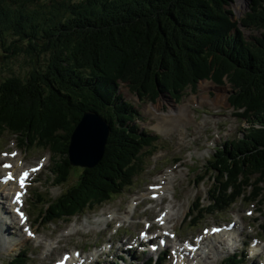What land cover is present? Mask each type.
I'll return each mask as SVG.
<instances>
[{
    "label": "trees",
    "instance_id": "trees-1",
    "mask_svg": "<svg viewBox=\"0 0 264 264\" xmlns=\"http://www.w3.org/2000/svg\"><path fill=\"white\" fill-rule=\"evenodd\" d=\"M232 1L0 0L5 49L16 54L23 51L19 41L27 40L35 57L49 55L25 78L0 81V136L8 133L20 145L58 155L55 184L66 183L72 169L81 174L59 197L39 195L45 201L40 218L51 223L82 214L131 187L144 170L143 152L160 138L140 129L141 114L124 98L122 83L155 102L162 93L179 100L200 80H227L235 116L249 127L208 159V171L215 173L209 204L195 207L194 222L230 208L251 188L248 202L264 196V0H252L240 19L245 29L261 30L251 40L232 20L233 10L226 7ZM10 37L15 38L9 43ZM88 110L103 115L112 131L95 167L73 168L70 137ZM21 261L20 256L8 264Z\"/></svg>",
    "mask_w": 264,
    "mask_h": 264
},
{
    "label": "rangeland",
    "instance_id": "rangeland-1",
    "mask_svg": "<svg viewBox=\"0 0 264 264\" xmlns=\"http://www.w3.org/2000/svg\"><path fill=\"white\" fill-rule=\"evenodd\" d=\"M245 2L246 8L240 14L236 9L237 0L226 6L233 10L232 20L241 19L250 12L252 0H245ZM260 32L261 30L246 29L245 35L248 40H251L254 36H259ZM13 38L15 37H10L8 42L10 43ZM18 44L23 51L17 53L16 49V54H13L12 51L6 50L0 42V81L15 75L25 78L27 71L36 67L38 63H46L49 58L47 54L35 57L33 55L35 53L28 48L27 40L19 41ZM120 90L124 98L130 101L141 114V119L137 121L140 129L151 135H158L160 139L155 143V148H146L143 152L144 170L135 177L131 187H127L122 193L114 195L103 204L86 208L82 214L75 215L69 220L57 219L46 223L45 220L38 219L40 211L45 206V201L43 203L39 201V195L42 200L59 197L79 181L80 170L72 169L68 181L63 185L55 184L56 176L53 169H55L54 162L60 160L58 155L55 156L49 148H41L35 144L20 145L21 141L8 133L0 136V157L16 153V159L22 163L23 167H18L17 174L22 168L31 166L39 170L36 173L30 172L26 187L25 208L30 215L35 235L34 237L29 236L25 229H22L23 233H21V228H17L18 220L5 218L6 222H9L10 230L16 234L11 237V244L6 248H0V264H8L12 259L20 256L22 260L20 264H55L62 259L64 254L74 253L76 250H80L84 256L95 249L105 248L107 250L112 246V241L115 244L111 254H108L110 255L108 259H111L108 261L109 264H115V260L117 264H145L150 259L151 264H159L161 257L163 258L161 264H181L173 257L174 246L179 244L186 247L187 241L197 243L195 238L204 234L202 230L204 226H208L210 230L214 225H224L230 222H238L240 226V231L237 233V237H240L237 253L240 256L230 259V256L234 257L236 249L222 253L214 251L210 254V259L202 261L199 257H195L193 260L195 263L192 264H225L232 261L234 264H252V262L263 264L264 254H260L258 258L252 254V248L257 237L264 240L262 230L264 196L257 198L254 204L248 205L247 197L253 193L251 192L253 188L247 191V197H240L239 201L230 208L203 216L196 223L193 219L199 212L195 208L198 204L203 206L209 204V191L214 180L212 176L215 173L209 172L207 166L209 165L208 159L215 151L214 148L220 147L227 140L242 136L244 129L249 127L246 121L234 115L235 110L230 102L216 105L218 92L226 93L228 100L230 99L233 92L232 85L227 80L221 85L215 84L212 80H200L195 88L189 86L179 100L164 94L155 102L140 97L130 89L127 83H122ZM155 106H158L156 112L149 110ZM178 106L188 108L187 114L191 119L187 123L182 122L180 125ZM165 124L175 127L165 130ZM161 125L165 126L162 130L158 128ZM72 167L83 169L80 166ZM4 173L0 171V175ZM204 174H207V177L203 182L198 183L197 181ZM155 183H162L168 189L164 193V198L153 199L149 194L150 186ZM7 197L1 200L11 210L7 204L10 198ZM130 203H133L130 218H118L114 215L115 211L122 215L130 207ZM167 208L171 209L170 214L175 212L179 214L172 215L168 223L169 232H176L177 239L175 242L172 241L171 247H166L165 257L163 250H159L150 257L137 256L133 252L124 251L125 247L127 250L134 248L131 243L139 240L140 232H153V227L159 225V218L167 211ZM192 211H194L193 215L189 216ZM248 211L252 213L248 214ZM85 217L89 222L88 228L82 224ZM100 217L107 220L108 225L96 226L95 221ZM160 229L163 231V227ZM220 238L222 242H228V239ZM37 240H42V242ZM121 240L127 243L125 246L122 245L123 249H118L117 246ZM48 243L54 246L52 252L46 250ZM217 246L221 248L219 244ZM199 252L201 253L202 250ZM105 258V256L100 257L98 264H105Z\"/></svg>",
    "mask_w": 264,
    "mask_h": 264
},
{
    "label": "bare ground",
    "instance_id": "bare-ground-1",
    "mask_svg": "<svg viewBox=\"0 0 264 264\" xmlns=\"http://www.w3.org/2000/svg\"><path fill=\"white\" fill-rule=\"evenodd\" d=\"M245 8H246L245 0H237L236 9L238 10V13L240 14L242 12V10L243 11L245 10ZM218 93H219V96L216 97V105L222 104V103L224 104V102H228V97H227L226 93H223V92H218ZM203 98L208 99L207 97H203ZM149 110H151L152 112H156L158 110V106H155ZM189 110H190V108H189ZM172 112H174V111H172ZM187 112H188V108L186 106L185 107L184 106L183 107L178 106V114L180 113V116H179L180 125L182 122L187 123L188 121H190L191 117L189 118ZM165 125H166L165 130H170L171 129L170 127H173V128L175 127L174 125H171V124H165ZM164 127L165 126L161 125L158 128L162 130V128H164ZM16 158L17 157H13V156L0 157V171H5V173L7 175L8 174L13 175V174L17 173L18 167H23V166L20 165L21 163H19L18 159H16ZM9 163L12 164V165H10V167H7V168L4 167V165H8ZM26 171L30 172L32 170L23 169L20 172H26ZM20 174L17 178H15V176L13 175L12 180H9L6 177H3V176H5V174L0 175V248H2V249L6 248V246L11 244V237L14 234H16L15 232L13 233V231L10 230V226H9L8 222H6L5 218H9V219L14 220V221L20 220L22 225H24L27 221L30 220L28 215H27V212H26L24 205L22 203H20V202H24V198H25L24 197L25 189L22 188V186H20V184H19V179L21 178ZM166 180H168V179H166ZM150 188H151V192L149 194L151 196H153L152 198H159V197L164 198L165 197L164 193H166L168 191V189L165 186H163L162 183H160V184L155 183ZM9 194H10V196H9ZM19 194H20V196L18 197V199L20 198L21 201L20 200L14 201V196L19 195ZM7 195L11 201V203L8 202L7 204L8 205L12 204V206H14L12 208V210H10L8 208V206H6V203H4V201L1 200L2 198H6ZM132 204L130 203V207L128 209H126L122 215H120L117 211L114 212V215L118 218H124V219L130 218V216H132V212H133L132 211L133 210ZM170 211H171V209L167 208L166 213H164L161 216V218L159 219L160 226H162L163 230H165V231H163L164 233L167 230H169V228H170L168 226V223H170L172 215H174L175 213L179 214L178 212L170 214ZM14 212H15V214H14ZM20 212L24 213V215H22L23 218L21 217ZM87 220L88 219L85 217L82 220V224L84 227L88 228L89 222ZM104 224H107V220H105L104 218L100 217L95 221L96 226L102 227ZM71 228H73V226ZM17 231H19V230H17ZM224 231H223V233L217 232L214 230L206 232V234L203 235L199 239V244L201 245L199 247H198L199 244L191 243V249H189V250L191 252H193L194 255H192L190 251L188 254H186L185 248L180 249L181 246L179 244H177L176 246H174V254H175L174 256L178 260H180L183 264H192V261L194 260L195 256L199 257L202 261H204L205 259H210L211 258L210 254L214 253V251L217 253L229 251L231 245H233L234 243L238 245V239L236 237V233L238 231H240V227H238V225H236L234 227V229H232L231 231L230 230H224ZM230 235H232V238H236V239L231 238L230 241L233 242V244L223 243L221 240H219L220 237L225 238V237H228ZM36 238L38 239V237H36ZM164 239H166L165 236H164ZM169 241H171V240H169ZM38 242L41 243L42 240H39ZM218 244H219V246H221L220 249L217 246ZM117 248L123 249V246L118 244ZM263 248H264V244H262V242L255 244V248H253V253H257V252H259L260 249H263ZM46 250L50 251V252H52L54 250V246L52 245V243L47 244ZM200 250H202L201 253L199 252ZM44 254H46V253H44ZM108 254H111V252H108L107 250H104L103 248L95 249L94 251H92L91 253H89L88 255H85V256L83 255L82 252L79 251L78 254H76V253L71 254V257L68 260L67 264H76L77 262L80 263L81 261H82V264H93L94 261L100 260V257L106 256V258H107V256H109ZM96 263H98V262H96ZM197 264H199V263H197ZM252 264H256V263L252 262Z\"/></svg>",
    "mask_w": 264,
    "mask_h": 264
},
{
    "label": "water",
    "instance_id": "water-1",
    "mask_svg": "<svg viewBox=\"0 0 264 264\" xmlns=\"http://www.w3.org/2000/svg\"><path fill=\"white\" fill-rule=\"evenodd\" d=\"M112 126L100 113H83L70 138L69 162L72 166L95 167L103 158Z\"/></svg>",
    "mask_w": 264,
    "mask_h": 264
},
{
    "label": "snow or ice",
    "instance_id": "snow-or-ice-1",
    "mask_svg": "<svg viewBox=\"0 0 264 264\" xmlns=\"http://www.w3.org/2000/svg\"><path fill=\"white\" fill-rule=\"evenodd\" d=\"M14 155V154H13ZM4 167H10V165H4ZM21 186H23V182H21ZM20 215H21V217L23 218V216H22V213H20ZM30 234V233H29Z\"/></svg>",
    "mask_w": 264,
    "mask_h": 264
}]
</instances>
